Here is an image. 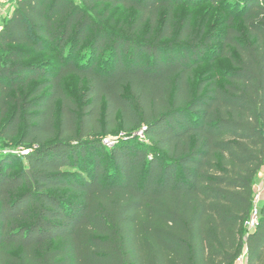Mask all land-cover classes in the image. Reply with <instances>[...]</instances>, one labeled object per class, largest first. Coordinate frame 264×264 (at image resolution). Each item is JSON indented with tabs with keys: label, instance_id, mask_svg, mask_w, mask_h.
Instances as JSON below:
<instances>
[{
	"label": "trees",
	"instance_id": "trees-1",
	"mask_svg": "<svg viewBox=\"0 0 264 264\" xmlns=\"http://www.w3.org/2000/svg\"><path fill=\"white\" fill-rule=\"evenodd\" d=\"M199 1L18 0L0 30V137L28 153L18 173L0 155V264H264V200L245 225L264 168V0H205L226 16L209 33L176 16ZM106 5L131 26H100ZM208 53L231 69L195 85Z\"/></svg>",
	"mask_w": 264,
	"mask_h": 264
},
{
	"label": "rangeland",
	"instance_id": "rangeland-1",
	"mask_svg": "<svg viewBox=\"0 0 264 264\" xmlns=\"http://www.w3.org/2000/svg\"><path fill=\"white\" fill-rule=\"evenodd\" d=\"M77 1V0H75ZM18 0H3L0 3V30L4 23L12 16ZM226 2V1H225ZM222 4H214L211 1H199L196 7L188 5L187 3L182 4L177 9V18L182 20L189 12L194 14V26L199 29L204 23L207 24V30L209 32H222L225 30L223 24L226 20V16L223 12ZM134 13L131 10L124 9L122 7H117L115 9H110L108 5L104 6L97 14L94 15L95 21L102 27H104L108 32L114 34H120L123 32V28L130 27L134 20ZM147 29L145 30L146 33ZM143 37V36H142ZM220 47V45H217ZM104 58V55L100 57V60ZM53 60L52 56L44 57L42 62H47ZM214 60V61H211ZM203 63L200 65L196 72V81L199 82L204 76H217L219 77V83L224 82V76L227 70L231 69V63L226 58H221L216 56V53H208L204 59ZM66 87L68 91L74 95L76 98L82 97V92L85 89V82H80L78 79L71 77L66 81ZM125 138V135L118 132L108 137L110 141L115 144L119 140ZM110 148V147H109ZM25 150L18 145V140L9 142L0 137V154L13 155L16 156L17 162L14 166V172L18 173L26 168V161L24 159ZM107 163V170L111 171V160L110 156L107 155L105 158ZM92 167V162L88 160L87 168ZM82 172L84 170L80 169ZM254 192L256 194H261L264 199V168L259 173L255 184ZM236 264H245L244 256L241 257Z\"/></svg>",
	"mask_w": 264,
	"mask_h": 264
},
{
	"label": "built area",
	"instance_id": "built-area-1",
	"mask_svg": "<svg viewBox=\"0 0 264 264\" xmlns=\"http://www.w3.org/2000/svg\"><path fill=\"white\" fill-rule=\"evenodd\" d=\"M3 0H0V3ZM139 136L141 137L142 140H144V135L143 133H140ZM104 144L108 147H112L114 145L113 141H110L109 139H105L104 140ZM28 153V151H25V155ZM1 155V154H0ZM263 198L261 196V194H256L254 196V201H253V210L251 213V217L250 219L247 221L246 228L248 229L249 232H253L255 231V229L257 228L258 224H259V220H260V206L261 203L263 202ZM244 260H245V256H244Z\"/></svg>",
	"mask_w": 264,
	"mask_h": 264
},
{
	"label": "water",
	"instance_id": "water-1",
	"mask_svg": "<svg viewBox=\"0 0 264 264\" xmlns=\"http://www.w3.org/2000/svg\"><path fill=\"white\" fill-rule=\"evenodd\" d=\"M28 173H29V175H31V172L30 171H28Z\"/></svg>",
	"mask_w": 264,
	"mask_h": 264
}]
</instances>
